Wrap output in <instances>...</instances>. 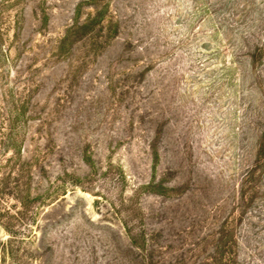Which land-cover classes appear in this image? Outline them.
<instances>
[{"label":"rangeland","instance_id":"374dc122","mask_svg":"<svg viewBox=\"0 0 264 264\" xmlns=\"http://www.w3.org/2000/svg\"><path fill=\"white\" fill-rule=\"evenodd\" d=\"M233 214L264 264V0H0V264H212Z\"/></svg>","mask_w":264,"mask_h":264},{"label":"trees","instance_id":"16d2710c","mask_svg":"<svg viewBox=\"0 0 264 264\" xmlns=\"http://www.w3.org/2000/svg\"><path fill=\"white\" fill-rule=\"evenodd\" d=\"M61 44V42H60ZM19 172L16 173V175H21L20 172H22L21 169L18 170ZM255 172L252 173V176H254ZM248 178L247 180L243 181L242 184H240V191H239V197H237L238 202L235 204V210L239 211L244 210L249 207L251 203H253L254 199H256V194H255V189L256 188H250V185L254 183L253 177ZM250 189V190H248ZM248 191L252 194H248ZM254 191V193H253ZM243 211V213H244ZM238 221L236 219V214H233L232 217L228 219L226 222V226L221 228V231L217 233L216 237L218 238V241L216 244L214 256H210L207 259V262L210 261L212 264H240L238 261V258H235L233 254H229L228 251H230V246L232 244H235L236 241V231H235V224ZM190 234V233H189ZM211 238V235H207L206 238ZM230 244V245H229ZM261 248H264V244H262ZM228 250V251H227ZM147 257H142L143 264H155L153 259H150L149 262H147ZM165 262V261H163ZM132 264H138V263H133Z\"/></svg>","mask_w":264,"mask_h":264}]
</instances>
